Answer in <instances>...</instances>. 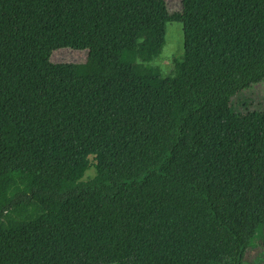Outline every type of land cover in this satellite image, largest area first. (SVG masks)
I'll return each instance as SVG.
<instances>
[{
  "label": "trees",
  "instance_id": "trees-1",
  "mask_svg": "<svg viewBox=\"0 0 264 264\" xmlns=\"http://www.w3.org/2000/svg\"><path fill=\"white\" fill-rule=\"evenodd\" d=\"M144 2L0 0V264H250L264 249V111L232 107L264 83V0ZM171 24L185 55L165 75L146 62ZM62 49L85 62L52 64Z\"/></svg>",
  "mask_w": 264,
  "mask_h": 264
},
{
  "label": "rangeland",
  "instance_id": "rangeland-1",
  "mask_svg": "<svg viewBox=\"0 0 264 264\" xmlns=\"http://www.w3.org/2000/svg\"><path fill=\"white\" fill-rule=\"evenodd\" d=\"M172 12H178L180 0H167ZM136 16H143L145 13L144 0H132ZM185 55L184 29L181 24L167 26L166 45L161 50H156L146 64L160 67L165 75L173 68V60H183ZM258 55V54H257ZM52 64H82L85 62V54L62 49L55 51L51 57ZM90 73L99 74L108 79H113L128 73L125 66H99L88 65ZM232 107L236 112L246 114L250 112L264 111V83L254 85L251 89L245 90L232 99ZM94 171H89L84 180L93 178ZM249 264V263H245ZM250 264H264V249L256 253L255 259Z\"/></svg>",
  "mask_w": 264,
  "mask_h": 264
}]
</instances>
